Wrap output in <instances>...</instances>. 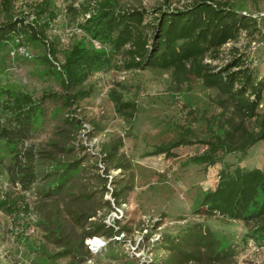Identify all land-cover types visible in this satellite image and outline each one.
<instances>
[{"label":"rangeland","instance_id":"rangeland-1","mask_svg":"<svg viewBox=\"0 0 264 264\" xmlns=\"http://www.w3.org/2000/svg\"><path fill=\"white\" fill-rule=\"evenodd\" d=\"M42 1L45 0H11L10 11L15 17L31 20L35 5ZM49 1L58 12L52 21L54 30L49 34L59 38L60 47L69 48L77 41L85 43L86 33L82 31L78 38L75 32L82 17L68 15L65 8L83 0ZM192 1L121 0V3L127 8H145L150 20L155 9L163 4L180 9ZM235 3L242 4L250 15L264 13V0ZM43 19H48V15ZM232 45L244 52L259 77L264 76V17L251 34L241 32L236 43L226 44L219 59L207 61L217 66L224 64ZM18 53L17 57L0 55V116L2 103L13 90L24 91L35 99L44 93L62 92L60 80L44 74L45 65L36 58L44 54L42 49L28 44V48H21ZM85 84L91 93L72 107L73 114L83 122L79 129L64 124L63 112L62 116L46 117L43 126L26 142L35 143L41 168L31 190H20L9 181L5 169H0V205L2 201L7 205L6 209L3 204L0 206V264H71L74 259L70 255L58 254L64 250L65 241L74 243L79 253L87 256L83 262L75 259L74 264H164L165 235H176L181 228L199 222L227 237L226 241L234 246L231 264H264V235L244 241L241 238L249 227L242 221L192 212L203 192L214 187L220 169L235 166L264 169V140L244 155L227 154L212 165L188 163L190 156L205 149L200 143L176 147L173 156L144 154L153 145L176 137L181 130L179 124H191L200 138L207 137L205 115L221 109L234 115L230 99L204 87L198 79H193L190 88L189 84L176 86L168 72L125 69L121 55L111 57L110 63L92 73ZM112 89L120 93L123 101L135 103L137 111L132 117L114 110L108 98ZM43 102L49 112L60 103L49 98ZM261 107L264 109V98ZM189 109L195 111L196 118L188 114ZM57 133L58 138L63 135L61 143H65V148H73L52 150L50 141L57 138ZM119 139L117 157L104 161V146ZM57 159L79 162L80 171L71 180L70 184H74H69L70 188L48 194L44 192L47 183L61 171L55 163ZM126 162L129 163L126 169L115 167ZM127 185L131 188L123 191L120 205L114 203L110 191H104V187L111 190ZM83 195L90 198L81 202L86 198ZM106 201L111 203V209ZM81 210L94 216L76 220L74 215ZM103 219L107 225H114L117 232L110 238L114 239L110 244L106 234L86 236ZM31 242L38 247L34 249Z\"/></svg>","mask_w":264,"mask_h":264},{"label":"trees","instance_id":"trees-1","mask_svg":"<svg viewBox=\"0 0 264 264\" xmlns=\"http://www.w3.org/2000/svg\"><path fill=\"white\" fill-rule=\"evenodd\" d=\"M235 1L194 0L180 9H171L163 4L148 20L145 8H127L121 0H83L65 8L68 15L82 17L83 20L76 26L86 33L85 43L77 41L62 49L59 38L49 34L54 27L52 21L58 16L49 0L35 5L31 20L15 17L10 11L11 0H0V55L17 57V49L28 48V44L42 49L44 54L36 55V58L45 65L43 73L57 77L62 88V92L44 93L40 99L19 90H13L5 97L0 116V169H5L9 181L23 192L31 190L40 177L41 168L35 143L26 142L43 126L46 117L62 116L63 112L64 124L79 129L83 122L73 114L72 107L77 100L91 93L85 88V82L92 73L110 63L111 57L119 55L123 58L125 69L168 72L176 86L189 84L191 88L193 79H198L204 87L228 97L234 109V115L227 114L225 109L205 115L207 137L200 138L191 124H179L181 130L176 137L153 145L150 151L144 153L146 156H173L176 147L200 143L205 149L190 156L188 163L212 165L227 154L244 155L250 147L264 140V109L261 107L264 76L257 75L244 52L235 45L229 48L224 64L217 66L207 61L219 59L226 44L236 43L241 32L251 34L260 25L261 19L250 15L242 4L238 6ZM46 14L48 19L44 20ZM94 41L100 44L99 49L94 46ZM119 94L115 89L108 91L114 110L132 117L137 111L135 103L123 101ZM44 98L60 103L49 112ZM188 114L196 118L195 111L189 109ZM59 135L57 133V138L50 141L51 149H72L69 146L65 148V143H61L63 135L58 138ZM120 143L119 139L104 146V161L105 158L113 160L117 157V145ZM55 163L61 171L47 183L44 192L48 194L70 188L74 184H70L71 180L80 171L79 162L74 160L60 162L57 159ZM128 166L126 162L115 167L126 169ZM130 188V185L111 190L104 187V191H110L114 203L120 205L125 194L123 191ZM83 197L86 198L81 202L90 198ZM2 204L6 209V203L2 201ZM105 204L112 208L109 201ZM9 207L14 208L11 204ZM192 212L206 217L220 215L228 221H242L249 227L241 238L244 241L264 235V169L242 166L220 169L214 187L203 192ZM93 216L82 210L74 215L76 220ZM103 221L94 224L86 236L106 234L108 239L115 236L114 225ZM226 239L202 222L181 228L176 235H165L163 240L166 245L163 248L166 255L162 263L231 264L235 249ZM112 241L114 239L108 243ZM31 245L34 249L38 247L34 242ZM58 254L70 255L74 260L78 258V262L85 261L87 257L80 254L71 241H65L64 250ZM74 260L71 264L75 263Z\"/></svg>","mask_w":264,"mask_h":264},{"label":"built area","instance_id":"built-area-1","mask_svg":"<svg viewBox=\"0 0 264 264\" xmlns=\"http://www.w3.org/2000/svg\"><path fill=\"white\" fill-rule=\"evenodd\" d=\"M245 13V12H244ZM254 17H256L258 20L262 19L264 17V13H257V14H252ZM78 30V31H77ZM77 30L75 31L78 35H81L82 30L77 27ZM95 47L100 48V44L96 41L93 42ZM24 48V47H19L17 51L19 52V49ZM13 55V52L11 53Z\"/></svg>","mask_w":264,"mask_h":264}]
</instances>
